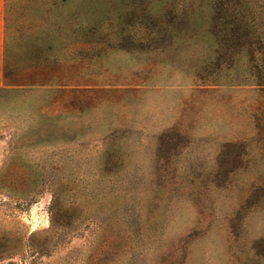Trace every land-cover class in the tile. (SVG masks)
Wrapping results in <instances>:
<instances>
[{
    "label": "rangeland",
    "instance_id": "1",
    "mask_svg": "<svg viewBox=\"0 0 264 264\" xmlns=\"http://www.w3.org/2000/svg\"><path fill=\"white\" fill-rule=\"evenodd\" d=\"M0 264H264V0H5Z\"/></svg>",
    "mask_w": 264,
    "mask_h": 264
},
{
    "label": "crops",
    "instance_id": "2",
    "mask_svg": "<svg viewBox=\"0 0 264 264\" xmlns=\"http://www.w3.org/2000/svg\"><path fill=\"white\" fill-rule=\"evenodd\" d=\"M4 3L5 0H0V88H2L5 83L2 71V53L4 42Z\"/></svg>",
    "mask_w": 264,
    "mask_h": 264
}]
</instances>
